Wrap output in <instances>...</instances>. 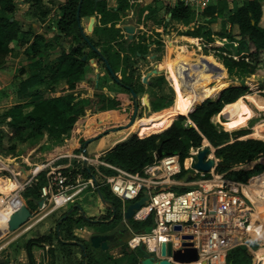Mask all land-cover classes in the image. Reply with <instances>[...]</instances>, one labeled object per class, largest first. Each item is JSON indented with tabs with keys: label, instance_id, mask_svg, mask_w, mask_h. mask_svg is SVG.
<instances>
[{
	"label": "rangeland",
	"instance_id": "374dc122",
	"mask_svg": "<svg viewBox=\"0 0 264 264\" xmlns=\"http://www.w3.org/2000/svg\"><path fill=\"white\" fill-rule=\"evenodd\" d=\"M59 1L46 0L45 4L43 3L47 8L54 10L53 13H49L50 15H46L45 20L42 18L41 24H36L35 28L32 26L33 18L31 17V10L28 9L29 3L17 4L14 16L19 20L21 28L27 31L25 37L29 44L34 40L38 31H43L47 34L46 38H49L45 45H48L47 47L51 52L38 66H32L36 62V58L33 57L31 47L29 45L21 47L18 41L14 43L16 47L10 48L0 55V67L3 62L6 64L4 77L0 75V126L5 130L8 129L7 122L10 119H7V115L17 112V104L21 102L17 96L20 82L32 74H38L41 77V84L32 88L31 90H34L32 92L36 93L42 90L47 93L46 95H56L50 90L53 85L52 76L58 64L59 49L63 46L70 50L73 44L80 42L78 38L66 42L54 34L57 31L60 33L56 24V20L59 18L57 15ZM133 21L135 23L137 20L133 19ZM155 23L162 25V27L153 28ZM89 29L93 31L94 27L90 25ZM184 32H186V28L183 25L168 22L164 13L159 12V15L151 16V20H148L145 26L141 25L139 32H136L135 38L132 40L126 37L128 34L124 30L122 33L126 38L118 35L117 28L99 29V31L93 32V37L95 39L100 38L99 49L115 62L117 75L134 87L138 98L143 101V105H148L150 101L162 97L168 102L169 106L166 109L172 108L174 112L180 114L189 112L191 110L189 108H193L201 102L189 91L188 80L194 75L206 74L203 79L209 85H213L222 73L224 76L221 78L226 80L227 86L246 84L251 91L241 98L256 112L248 125L234 130L227 129L225 124L231 123L232 120L221 115L222 110L212 120L219 132H227L221 141H234L236 138L264 140V138L254 134V126L257 124L264 125V111L257 109L249 98L252 97L251 95L264 98V68H260L256 73L249 76H243L239 79L232 78L228 75L227 65L221 53L210 46H206L202 43L203 41H199L197 38L187 39L189 41L181 40L182 37L179 35ZM45 45L42 47L45 48ZM214 45L222 46V43L216 42ZM230 49V54L237 58L236 49L234 50L232 47ZM8 52H11L13 56L4 59ZM141 56L144 57L145 61L142 60ZM127 57H129L128 60ZM87 58L88 63L82 75L86 86L79 91L78 96L72 97L69 94L66 97V102L60 103L61 112L49 119L52 128L45 129L42 135L34 136L25 143H16L15 150L12 152L6 150L9 146L7 142L0 146V208L14 195H19L27 186H34L40 192L39 198L34 200L32 207L20 194L21 200L23 199L22 211L28 210L29 216L24 218L16 211L17 213L14 212L13 217H11L14 218L11 225L0 228V262L29 264L25 246L31 245L35 264H82L81 248L68 243L71 239L67 224H62L58 230V223L62 221L64 216V218L66 216L74 217L75 220L79 217V212L74 210V205L80 206L87 216L95 219L104 220L109 212L106 205L99 199L97 182L80 171L74 174V168H79L78 164L84 162V158L89 160L88 165H96L98 170L107 173L105 171L106 166L101 162L103 152L97 150L99 144L104 143L105 146L107 144L104 140L99 143H96L98 139L89 141L88 149H92L93 152L88 156L79 150V144L94 134H103L105 130L110 132L106 136L121 131L123 135L121 140L120 137L117 138L120 141L115 139L119 144L137 132L141 135L147 133L165 117L161 116L159 119L149 117L144 121L142 118H136L134 124L128 126L133 114L131 92L115 83L102 66V62L91 52H88ZM127 61L130 62L129 65ZM22 68H25V73H22ZM59 94L57 93V95ZM216 95L218 96V94ZM216 95L211 98H216ZM112 100L116 102L123 100V102L119 106L110 107ZM143 110L144 108L141 109V113ZM212 147L215 148L209 140H205L201 147L190 149L187 165L192 160L191 155L196 159L195 152L206 150V148L212 149ZM220 163L218 162V165ZM257 163L264 164V154L248 162L232 164L231 168L236 170L251 169ZM58 172H62L67 183L73 185L72 188L63 190L52 185L50 193L44 196L42 188L48 186L52 181L53 173L58 174ZM222 175L224 176L225 173ZM178 182L179 184L175 185L178 189L190 188V184L193 183L191 181L184 183L180 181V178ZM174 190L176 189L174 188ZM62 195L66 197L64 198L66 200L59 205L56 196ZM138 201L133 202V204ZM129 202H124L121 220L116 227L109 231L104 232L106 229L104 225L83 229L81 223L74 224L71 229L74 236L84 238L88 245L92 234L101 231V233L114 234L115 239L110 242L109 249L102 251L92 249V253L99 264H134L133 258L135 257L141 264L142 254L140 250L132 249L127 240L135 223H140V220H136L134 216H127ZM260 208L261 214L264 215V203L260 204ZM119 231L123 233L121 239ZM58 232L60 239L66 242L64 245L56 239ZM261 248H264V239L248 241L242 246H237L228 251L225 258L226 264L230 263V255L232 254L241 259L243 264H263V261L257 259V252Z\"/></svg>",
	"mask_w": 264,
	"mask_h": 264
},
{
	"label": "trees",
	"instance_id": "16d2710c",
	"mask_svg": "<svg viewBox=\"0 0 264 264\" xmlns=\"http://www.w3.org/2000/svg\"><path fill=\"white\" fill-rule=\"evenodd\" d=\"M24 1L30 4V10L35 12V16H37L36 12L41 15L47 13V10L43 8L44 0ZM124 3L122 1L118 10H112L107 7V0H83L80 8V19L77 17L80 0H66L60 6L61 15L57 23L60 37L66 42H71L77 38L80 42L73 44L70 50H67L63 46L59 49V55L57 56L58 64L52 76L53 85L50 90V92H54L56 95H46L47 93H44L42 90L36 93L32 92V88L41 84V77L38 74H32L20 82L17 96L21 99V102L17 104V112L12 115L8 114L9 116L7 115V119L10 118L7 122L8 129L5 130L0 126V146H3L7 142L9 146L6 150L12 152L15 150L16 143H25L34 136L42 135L45 129L52 128L49 119L61 112L60 103L62 101L66 102V97L69 94L72 97L78 96L79 91L86 86L82 80V75L88 63V51L102 62V66L108 73L109 70L105 59L109 62L116 74V78L111 76L115 83H118L129 91L134 90L137 94L131 84L117 75L115 62L110 60L99 49L101 45L100 38L95 39L93 32H97L103 28L97 25L93 31H89L86 26L87 18L95 16L102 25L112 23L110 28H116L115 26L120 20V15L127 6ZM16 8V0H0V42L11 43L18 41L21 47L29 45L33 52V57L36 58V62L32 66H38L51 52L47 47L48 45H45L49 38H46L43 34H36L34 40L29 44V41L25 37L27 31L21 28L19 20L14 16ZM170 11L173 19L185 24L189 23L191 8L184 2H179L178 6L170 9ZM262 16L263 7L260 0H247L230 15L228 26L224 27V30L213 31L210 27L199 26L195 31L189 32V34L196 37H204L205 41L210 44V47L221 53V56L225 59L228 75L239 79L240 77L256 73L260 68H264V26L261 25ZM235 26L238 27L236 32L234 31ZM117 32L121 36L118 28ZM216 42H221L222 46L214 45ZM42 45H45V48ZM230 47H235L238 54L237 58L230 54ZM85 48L89 50H84ZM94 48H98L101 53ZM4 51L6 50L0 48V54ZM83 56H86L85 60H83ZM141 58L144 59L142 56ZM128 59L129 57H127ZM127 64L129 65L130 62L127 61ZM217 65L219 64L217 63ZM24 69L22 68V73H25ZM109 75L111 74L109 73ZM222 75L224 76V73ZM250 91V88L246 84L240 86L231 85L223 89L216 98H209L198 103L195 109L188 115L174 112L172 108L166 109L169 105L162 97L158 98V100L150 101L148 105H143V101L138 97L134 98L132 95L131 106L133 114L130 121L135 111L137 113L136 118L166 115L147 134L141 135L137 132L129 139L120 142L107 151L103 156V160L130 173L143 174L144 168L155 161V154L159 147H162L163 156L177 154L183 162L191 148L202 146L205 140L208 139L216 148V157L221 159V163L217 166L216 171L225 173L228 179L247 183L251 177L264 172V164L257 163L251 169L239 170L232 169L231 165L248 162L264 154V140L258 138H236L234 141H221V138L227 132H219L211 118L215 114L220 113L225 105L237 101L243 95L250 93ZM57 93L60 94L57 95ZM122 102L123 100L117 102L112 100L110 107H116L122 104ZM142 108H144L143 113H141ZM153 112L157 113L148 116ZM107 131L105 130L101 135L94 134L84 139L79 146V150L87 154L86 147L88 146V142L98 139L102 135H108L110 132ZM78 167L74 168V174L80 171L84 175L91 177L96 172L94 167L87 166L86 164L83 165V163L82 165L79 163ZM187 172L189 171L185 169L177 177L182 178ZM175 189L178 192H185L189 188L178 189L175 187ZM97 191L108 205L107 211L109 214L104 217V220L89 217L80 206L74 205V210L79 212V217L75 220L74 217L66 216L64 218V216V220L62 219L58 223L59 228L62 224H67L71 239L68 243L81 248L82 264L99 263L87 241L84 238L73 235L71 232L73 225L81 223V228L104 225L106 227L104 232H106L116 227L123 216L122 200L116 197L107 186H99ZM20 194L30 207L34 206V200L40 196L38 188L34 186L25 187ZM10 221L7 224L0 223V228L7 226ZM150 224L151 219L147 218L143 222L135 223L133 230L139 233H146L150 230ZM59 235L60 233L58 232L56 239L59 240L60 244L64 245L66 242L60 239ZM25 251L29 264H35L32 246H25ZM230 256L232 264H243V261L235 257V255L232 254ZM133 259L134 264H139L136 257ZM0 264H9V261L0 262Z\"/></svg>",
	"mask_w": 264,
	"mask_h": 264
},
{
	"label": "built area",
	"instance_id": "2783aa9c",
	"mask_svg": "<svg viewBox=\"0 0 264 264\" xmlns=\"http://www.w3.org/2000/svg\"><path fill=\"white\" fill-rule=\"evenodd\" d=\"M195 153L196 159L191 155L189 165L188 157L182 162L177 154L155 156V161L144 168L143 174L130 173L107 163L106 167L114 173L95 169L90 179L97 182V188L107 186L123 205L124 202L130 201V205L144 199L141 208L134 209L132 216L136 220L151 217L152 223L146 233H131L128 244L132 249L143 245L156 259L166 258L173 264H181L174 260L175 252L195 248L200 257L196 261L198 264H226V255L231 249L248 241L264 239L261 236L264 218L258 212L257 203L245 192V186L251 182L240 183L220 175L216 171L219 160L211 152L205 155V162L214 160L210 170L196 168L198 153ZM185 169L194 172V177L189 180L193 183L185 192H178L174 190L179 184L177 175ZM51 177L48 186L42 188L44 196L50 193L52 185L63 190L73 186L67 183L62 172L53 173ZM251 193L256 199L261 197L259 193ZM61 197L66 198L56 196V201ZM176 225H181V229H175ZM186 242L193 245H185ZM162 243H172V255L161 254Z\"/></svg>",
	"mask_w": 264,
	"mask_h": 264
},
{
	"label": "crops",
	"instance_id": "0c3cea01",
	"mask_svg": "<svg viewBox=\"0 0 264 264\" xmlns=\"http://www.w3.org/2000/svg\"><path fill=\"white\" fill-rule=\"evenodd\" d=\"M16 1H17V4L19 3V5H21V3H24V4L27 3L24 0H16ZM45 1L46 0H44V4H45ZM65 1L66 0H60L58 2L59 3V10L57 12V15H59V17L61 15L60 6L62 4H64ZM122 1H124L125 2L124 4H126L127 6L124 9V11L121 13L120 20L118 21L117 25L115 26L116 28L119 29V33L122 36H123L122 31L124 30V32H126L124 27H123L124 25H126V24H134L136 26V32H139V29H140L141 25L145 26V24L148 22V20H151V16L159 15V12H160V13H164V15L166 17V20L168 22H171V23L174 22V23H177V25H180V26L183 25V27L186 28V32H184L181 35H179V37H182V38H180L181 40H183V39L187 40V39H190V38H193V39L197 38V39H199V41H203L202 43L206 44V46H210V44H208L205 41L204 37H202V36L196 37L194 35H190L189 32L195 31V29L198 28L199 26L210 27L213 31H222V30H224V27L228 26L230 15L233 14L237 10V8L242 6L247 0H107V7L112 9V10H118L120 5L122 4ZM181 1L184 2L186 5H188L191 8V13H190L189 23L188 24H185V23H183V22H181L179 20H176V19L172 18V13H171L170 9L177 7L179 2H181ZM260 2H261L262 7H263V16H262V19H261V25L264 26V0H260ZM43 8L47 10V13L42 14V15L40 13L36 12V14H38V15L35 16V12L31 11L32 12L31 13L32 14L31 17L33 18V21H32V26L33 27L36 24L40 25L41 24V19L44 18V20H45L46 15H48L50 12L53 13L54 9L47 8L44 5H43ZM28 9H30V4L28 5ZM127 18H133V19H135L137 21H135V23H134L133 19H127ZM58 19L56 20V24L58 23ZM125 19H127V20H125ZM90 25L92 27H95V26L98 25V26L102 27L105 30H107V29L109 30L110 27L112 26V23H107V24L102 25L101 22L98 21V19H96L95 16H90L86 20V26L88 27L89 31H90V29H89ZM160 27H162V25H160L158 23H155L154 26H153V28H156V29H158ZM237 29H238V27L235 26L234 27V31L236 32ZM136 32H135L133 38H135ZM36 34H43L44 36L47 37V34L44 33L43 31H40V32L38 31ZM54 34L56 35V37H60V33L58 31L54 32ZM126 37L129 40L133 39V38L130 39L128 35ZM126 37L123 36V38H126ZM187 41H189V40H187ZM14 43H17V41H13L11 43H1L0 42V48L4 49V50H8L10 48L16 47V44H14ZM131 45H134V44H131ZM232 49L235 50V47H232ZM87 51H88V49H87ZM0 55H2V54H0ZM12 56L13 55H11V52H8V53H6V56L4 57V59L11 58ZM142 60L145 61V59H142ZM5 65L6 64H4V62H3V64L0 67V75H3V77H4V74L6 72L5 71V67H4ZM84 83H85V81H84ZM3 85L5 86V84H3ZM0 88H1V86H0ZM131 94H132V92H131ZM137 97H138V95H137ZM216 97H217V95H216ZM194 108L195 107L189 108V109H191L189 112L194 110ZM164 110H166V109H164ZM189 112H187L185 114L188 115ZM155 113H157V112H153V113H151L148 116H151L152 114H155ZM217 114H219V113H217ZM217 114H215V115H217ZM165 115L166 114H163V115H160V116H165ZM213 117L211 118V120L213 119ZM142 119H143V121L147 120V118H142ZM212 122H213V120H212ZM145 134H147V133H143V135H145ZM106 137H108V136L98 138V140L96 141V143L97 142L99 143V142H102L104 140L105 144H107V146H105L104 143L101 144V145L99 144L97 146L98 147L97 150L100 151L101 153L103 152V156L106 154L107 151H109L110 149H112L113 147H115L117 145L116 140L117 141L121 140V137H120L119 138L120 140L116 139L113 143H111V141H109ZM127 139H129V138H127ZM239 139H244V138H239ZM206 141H208V139H206ZM88 148H89V146L86 147L87 154L85 153L87 156L93 152L92 149L89 150ZM197 148H199V147H197ZM191 149H194V147L191 148ZM65 150H67V149H65ZM215 150H216V148L212 147V149H210L209 152H211L212 155H214L216 157ZM94 153H95V151H94ZM197 153H199V151ZM216 158L219 160V162H221L220 158H218V157H216ZM101 162L103 163L104 166L107 165V163L103 160V158H102ZM79 163L80 164L83 163V165L86 164L87 166H90V165H88L89 160H84V162H79ZM91 167H95V169H97L96 165L95 166H91ZM105 169H106L105 171L108 174H112V173L115 172L114 170H110L108 167H106ZM36 172H38V171H36ZM19 196H20V194H19ZM99 199L103 203V201L101 200L100 196H99ZM22 201H23V199H22ZM103 204L106 205V207H108V205L106 203H103ZM149 218L151 219V217H149ZM145 220H140V222H143ZM151 223H152V219H151ZM58 230H59V227H58ZM132 232H135V231L132 229ZM99 233H101V232H99Z\"/></svg>",
	"mask_w": 264,
	"mask_h": 264
},
{
	"label": "bare ground",
	"instance_id": "6f19581e",
	"mask_svg": "<svg viewBox=\"0 0 264 264\" xmlns=\"http://www.w3.org/2000/svg\"><path fill=\"white\" fill-rule=\"evenodd\" d=\"M206 75V74H205ZM205 75H194L189 78L188 80V87L190 94L196 98L201 100H205L206 98H210L218 94L222 89L227 88L226 80H223L221 77H223L222 74H220V78L217 77L215 83L213 85H209L204 82ZM250 101L252 104L259 110L264 111V98L263 97H257L254 95H251ZM221 115L228 118L229 120H232L231 123L225 124L226 128L229 130H234L236 128L245 127L248 125L249 121L256 115L255 109L244 102L242 98L238 99L235 102L229 103L225 105L221 111ZM161 118V116H157L156 119ZM264 125L257 124L254 126V134L257 137L264 138ZM123 136V135H121ZM120 136V137H121ZM108 139V137H107ZM109 140V139H108ZM111 142H114V140H109ZM204 151V150H203ZM194 154V153H193ZM199 154V153H198ZM191 163V162H190ZM250 185L245 186V192L250 194L252 199L257 203L258 212L261 213L260 204L264 203V173L260 174L259 176H256L250 180ZM251 192L259 193L261 194V197L256 199V196L253 195ZM66 199L60 198L58 199V204L62 203V201H65ZM22 208V200L19 195H14L7 203L3 204V206L0 208V223L1 224H7L13 217V213L18 211ZM264 218V215H262ZM11 218V219H10ZM261 236H264V229L262 231ZM257 259L263 261L264 264V248H261L258 252ZM181 264H198V262H189V261H183L180 262Z\"/></svg>",
	"mask_w": 264,
	"mask_h": 264
},
{
	"label": "water",
	"instance_id": "95a60500",
	"mask_svg": "<svg viewBox=\"0 0 264 264\" xmlns=\"http://www.w3.org/2000/svg\"><path fill=\"white\" fill-rule=\"evenodd\" d=\"M82 1L83 0H80V4H79V8H78V16H77L78 19H80V8H81ZM123 27H124L125 31L128 33L129 38L132 39L134 37L135 32H136V26L134 24H126ZM94 49L96 51L100 52L98 48H94ZM85 59H86V56H83V60H85ZM105 62H106V66H107V68H108L109 73L111 74V76L113 78H116V74L113 71V69L111 68L109 62L106 59H105ZM221 91L218 92V94L221 93ZM131 92H132V95H133L134 98L137 97V94L135 93L134 90H131ZM206 99H209V98H206ZM185 115H187V114H185ZM136 116H137V113L135 111V114H134L132 120L130 121V123L128 124V126H131V125L134 124V122L136 120ZM117 130H119V129H117ZM121 135H122V132L119 131L117 134L108 136V139L109 140H115V139L119 138ZM104 136L105 135H102L101 137H104ZM101 137H98V138H101ZM209 151H210V148L209 149L206 148V150H204V151L203 150L199 151V154H197V162L194 165L196 168L202 169L204 171L210 170V168L214 164V160L211 159V160H209L207 162L204 161L205 155ZM155 156L157 158H160V157L163 156L162 147H159V149L157 150ZM193 177H194V172L189 171V172H187L181 178V180L183 182H187V181H189ZM100 198L103 201V198L101 196H100ZM143 202H144V199L138 201L136 204H130L129 207H128L129 208V212L127 213V216H130V215L132 216L133 213H134V209L140 208L141 205L143 204ZM103 203H105V202L103 201ZM22 207H23V205H22ZM17 212L20 213L24 218H27L29 216V211L28 210H23L22 211V208H21ZM13 220H14V218L10 221V223L8 225H11V223L13 222ZM175 229L180 230L181 229V225H176L175 226ZM184 238H188L189 239V238H192V236H184ZM114 239H115L114 234H109V233H95V234H92L91 237H90L89 246L93 250H96V251L107 250L110 247V242L114 241ZM185 245L192 246L193 243L192 242H186ZM139 250L142 253L141 264H173V262H171L170 260H168L166 258L156 259L154 256L150 255L146 251V249L143 247V245H141L139 247ZM161 254L163 256H165L166 254L172 255L173 254V251H172V243H168V244L162 243ZM199 258H200L199 257V254L197 253V250L195 248H187L186 249V252L177 251L174 254V260L175 261H179V262H183V261L196 262L197 260H199ZM229 264H232V262H230Z\"/></svg>",
	"mask_w": 264,
	"mask_h": 264
},
{
	"label": "flooded vegetation",
	"instance_id": "af4514ba",
	"mask_svg": "<svg viewBox=\"0 0 264 264\" xmlns=\"http://www.w3.org/2000/svg\"><path fill=\"white\" fill-rule=\"evenodd\" d=\"M118 233H120L119 236H120V239H121L122 236H123V233L121 231H119Z\"/></svg>",
	"mask_w": 264,
	"mask_h": 264
}]
</instances>
